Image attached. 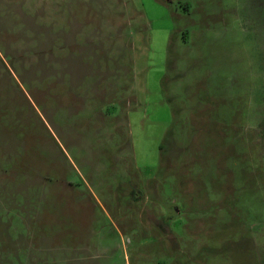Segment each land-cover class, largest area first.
I'll use <instances>...</instances> for the list:
<instances>
[{
	"label": "rangeland",
	"instance_id": "obj_1",
	"mask_svg": "<svg viewBox=\"0 0 264 264\" xmlns=\"http://www.w3.org/2000/svg\"><path fill=\"white\" fill-rule=\"evenodd\" d=\"M0 264H264V0H0Z\"/></svg>",
	"mask_w": 264,
	"mask_h": 264
}]
</instances>
